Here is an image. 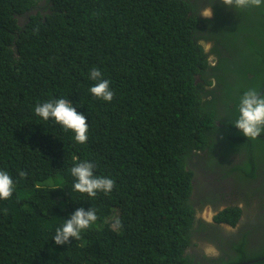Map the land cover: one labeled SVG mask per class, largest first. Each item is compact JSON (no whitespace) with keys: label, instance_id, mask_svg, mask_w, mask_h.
<instances>
[{"label":"trees","instance_id":"1","mask_svg":"<svg viewBox=\"0 0 264 264\" xmlns=\"http://www.w3.org/2000/svg\"><path fill=\"white\" fill-rule=\"evenodd\" d=\"M49 2L44 12L36 0H0V170L16 182L12 197L0 200V264H201L200 253L218 264L191 240L197 221L210 228L195 217L200 202L213 201L208 190L264 201V133L246 138L232 122L244 91L264 94V6ZM211 3L213 17L202 18ZM220 40L224 50H212L218 64L211 71L218 84L206 88L210 66L201 41ZM93 67L110 80L111 102L89 92ZM56 98L86 117L87 143L35 114L37 104ZM84 160L115 181L111 193L92 198L73 190L70 169ZM90 207L101 225L55 244V229ZM114 209L119 229L106 221ZM222 211L214 220L231 225L241 214L238 207ZM252 227L256 235L264 227L257 214ZM188 246L197 251L186 254ZM257 247L221 264H264V245Z\"/></svg>","mask_w":264,"mask_h":264},{"label":"clouds","instance_id":"2","mask_svg":"<svg viewBox=\"0 0 264 264\" xmlns=\"http://www.w3.org/2000/svg\"><path fill=\"white\" fill-rule=\"evenodd\" d=\"M41 1L40 4L38 2ZM214 2V0H213ZM226 8L232 9H248L251 7H262L264 6V0H220ZM212 4L205 6L199 11L200 16L206 19H211L214 15ZM49 0H36V8L42 9V11L47 12L48 7L50 6ZM217 43V41H214ZM213 41H201L203 45V52L207 53V63L210 66V72L208 75V80L211 81V84H206V88L215 87L218 84L217 81H214L213 76L216 78V75L211 73L214 67L218 64V57L216 53L212 52L215 50V47L209 50L210 43L215 45ZM220 43L223 48L225 42L220 40ZM89 79L95 81V83L89 88V92L97 99L111 102L114 98V91L110 88V80L103 78V73L99 68L93 67L89 71ZM34 112L42 120L47 121L49 119L54 120L56 123L61 125L66 131L70 130L74 133V140L79 144H85L88 141V131L89 125L86 121V117L78 113L76 108L67 98H56L49 99L42 104H37L34 108ZM238 117L232 121L236 129L242 132V134L249 139H256L262 133H264V94H261L260 91L254 88H249L243 92L240 97L238 105ZM96 164L88 160L79 161L75 163L70 169V174L74 177L73 190L80 193H86L89 197L95 198L98 192H103L105 195H108L112 192L115 187V181L110 177L100 176L95 174ZM27 175L26 172L20 171L19 176L21 178ZM16 188V182L13 177L6 170H0V200H9ZM222 191V194L229 193L226 191V188H219ZM217 190V189H216ZM218 191V190H217ZM234 197V196H233ZM233 202V201H232ZM209 202L206 201L203 204L200 202V209H197L195 214L196 219H201L207 224V227L212 226L214 220L213 217L217 215L219 210L213 211L209 206ZM3 212L8 213V209L4 208ZM116 212V214H114ZM117 217V211L114 209L106 221L113 222L114 227L119 229L122 227V222ZM213 218V219H212ZM97 213L95 208H88L87 210L83 208H77L73 213L70 214V217L64 220L62 226L55 229V234L52 236L55 244L57 245H66L69 243L70 238L79 240L81 238V233L91 227H93L97 221ZM192 229L196 230V236L191 237L193 240L203 239L200 235L205 229H198L195 226ZM205 240V239H204ZM213 240H206V242H212ZM210 245L209 243L207 244ZM207 245L205 247H207ZM195 250L192 246H188L186 249V254L195 253ZM211 252L213 249L211 246L207 249Z\"/></svg>","mask_w":264,"mask_h":264},{"label":"flooded vegetation","instance_id":"3","mask_svg":"<svg viewBox=\"0 0 264 264\" xmlns=\"http://www.w3.org/2000/svg\"><path fill=\"white\" fill-rule=\"evenodd\" d=\"M214 44L215 45L210 43L209 50L207 51L208 53L210 52V50H212L213 47H217L220 51L224 50L223 46L220 43L214 42ZM261 191L262 189L260 188V191H257L256 194L259 195ZM217 192L218 191L215 188H211L207 192L208 197L211 200H213V201H209L208 204V206L213 211H217V210L222 211L228 207H233V208L238 207L239 209H241V214L239 215L238 220L236 222L234 221L235 222L234 225L229 224L225 220H213L212 226L209 229H205L203 233L200 235L203 238L201 240L205 239V242L199 241L198 246L200 248L201 247L204 248L205 253L207 255H210L212 261H215L218 264H221L223 261L227 260L230 257L235 258L242 256L239 253V251H243V254H248V255L257 253L256 252L258 249L257 246L264 245V241L259 238L262 237L264 239V227L263 229L260 230L258 235L255 234L254 229L252 227L253 215L254 214L259 215L264 222V204H262L264 201H262V199L259 200L258 198H253L252 195L250 196L244 195L242 194L243 192L238 193V191L236 190L235 193L237 194L236 195L237 200L235 199V196L233 197L229 193H225L218 197ZM247 207H249L247 214H243L245 208ZM227 212L228 210H226L223 214V217L226 220H228ZM197 222H196V226L199 229L200 226L197 225L198 224ZM248 230L249 233L247 234V236L244 237L242 232ZM214 232H217V234L219 235L218 238L214 237ZM246 239L248 241H246ZM206 240H213L209 245L211 246L213 251L207 252V250L205 249L206 248L205 246L208 244ZM241 240L243 241L242 248L240 247V243H239V241ZM199 256L202 260L201 264H211V261L205 259L203 254L200 253ZM261 259L262 258H260V256L257 258V260L259 261H261ZM254 261L255 260H245L242 263L253 264Z\"/></svg>","mask_w":264,"mask_h":264},{"label":"rangeland","instance_id":"4","mask_svg":"<svg viewBox=\"0 0 264 264\" xmlns=\"http://www.w3.org/2000/svg\"><path fill=\"white\" fill-rule=\"evenodd\" d=\"M41 3V1H39L38 2V4H40ZM46 182H51L52 183V180L51 179H48ZM114 214H116V212L114 213ZM101 221H96V223H95V225L94 226H100L101 225V223H100ZM214 237H216V238H218L219 237V235L217 234V232H214ZM197 239V238H196ZM195 238L193 239L194 241L196 240ZM200 241H204L205 242V240H201V239H199ZM209 244H211V242H208ZM209 247V246H208ZM208 247H206L205 249L207 250L208 249ZM208 252V251H207Z\"/></svg>","mask_w":264,"mask_h":264},{"label":"bare ground","instance_id":"5","mask_svg":"<svg viewBox=\"0 0 264 264\" xmlns=\"http://www.w3.org/2000/svg\"><path fill=\"white\" fill-rule=\"evenodd\" d=\"M252 190H253V189H252ZM252 190H251V191H252ZM249 192H250V191H249ZM251 193H253V192H251Z\"/></svg>","mask_w":264,"mask_h":264}]
</instances>
